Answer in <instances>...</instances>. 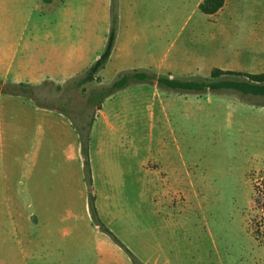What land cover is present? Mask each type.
<instances>
[{
	"label": "rangeland",
	"instance_id": "1",
	"mask_svg": "<svg viewBox=\"0 0 264 264\" xmlns=\"http://www.w3.org/2000/svg\"><path fill=\"white\" fill-rule=\"evenodd\" d=\"M201 1L0 0V264H264V96L147 81L89 100L133 70L264 72V0Z\"/></svg>",
	"mask_w": 264,
	"mask_h": 264
},
{
	"label": "trees",
	"instance_id": "2",
	"mask_svg": "<svg viewBox=\"0 0 264 264\" xmlns=\"http://www.w3.org/2000/svg\"><path fill=\"white\" fill-rule=\"evenodd\" d=\"M227 0H203L199 7L201 11L208 15L218 13L226 4ZM117 18L114 17V22L111 31L108 36V40L105 49L101 56L94 62V64L88 69L84 76L78 79L75 83L77 86H82L88 82L95 80L97 73L107 64L111 54L115 48L117 39ZM154 82L156 81L159 86L166 87L172 90L181 92H206V91H221V90H233L242 95L249 96H264V72L250 73L237 70H225L221 68H214L211 76L206 79H191L182 80L171 77V75H160L155 72L147 70H133L121 74L114 82L109 86L102 88L99 91L93 92L89 98L93 105L99 106L104 99L115 93L117 90L123 89L129 86L133 82ZM31 87H26L24 84H14L5 86L6 92L12 94H28L31 92ZM0 89H2V83L0 80ZM93 125V121L82 123L80 130L83 133L82 137V152L84 156L85 171L88 173V180L90 185L92 184V167L90 158V131ZM262 186L264 187V176ZM259 188H256V190ZM259 203V199H256ZM90 213L95 219L97 225H99V215L96 207V197L91 194L89 197ZM264 210V207H263ZM254 234L258 236L261 232L259 228L254 229ZM264 232V231H263ZM114 239L119 242L117 238ZM130 252V251H129Z\"/></svg>",
	"mask_w": 264,
	"mask_h": 264
},
{
	"label": "crops",
	"instance_id": "3",
	"mask_svg": "<svg viewBox=\"0 0 264 264\" xmlns=\"http://www.w3.org/2000/svg\"><path fill=\"white\" fill-rule=\"evenodd\" d=\"M202 1H203V0H202ZM202 1H201V2H202ZM227 2H228V0H227ZM227 2H226V4H227ZM226 4H225V5H226ZM224 7H225V6H224ZM224 7H223V8H224ZM223 8H222L221 10H223ZM221 10H220V11H221ZM260 107H261V108H264V105H260Z\"/></svg>",
	"mask_w": 264,
	"mask_h": 264
}]
</instances>
